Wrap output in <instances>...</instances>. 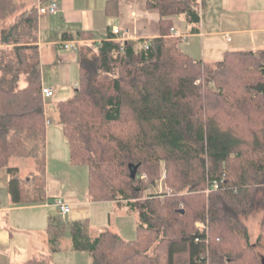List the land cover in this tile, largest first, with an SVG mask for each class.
<instances>
[{
	"label": "trees",
	"instance_id": "1",
	"mask_svg": "<svg viewBox=\"0 0 264 264\" xmlns=\"http://www.w3.org/2000/svg\"><path fill=\"white\" fill-rule=\"evenodd\" d=\"M145 1L158 11L159 35L146 47L110 37L89 42L79 52L75 91L55 104L70 162L87 166L88 198L136 211V233L125 239L104 228L91 237L85 219L73 220L71 247L87 251L91 264H261L255 247L264 248V213L254 243L243 218L264 211V49L194 58L169 30L178 15L199 22L197 0ZM115 7L106 0V12ZM15 8L0 0L2 25ZM36 9L19 10L9 30L1 29L0 168L13 204L45 198ZM13 156L31 157L37 172L23 179L8 164ZM162 175L164 190L151 191ZM212 182L218 187L206 191ZM63 230L52 216L51 251ZM16 264L49 259L34 255Z\"/></svg>",
	"mask_w": 264,
	"mask_h": 264
},
{
	"label": "crops",
	"instance_id": "2",
	"mask_svg": "<svg viewBox=\"0 0 264 264\" xmlns=\"http://www.w3.org/2000/svg\"><path fill=\"white\" fill-rule=\"evenodd\" d=\"M13 1L18 5V11L47 3ZM197 2L198 23H188L183 15L173 17L180 46L190 56L211 62L220 59L228 49H264V0ZM105 4L106 0H56L55 12L38 14L41 86L54 88L51 101L44 99L45 198L33 204H13L6 188L7 173L0 170V264L21 263L43 254L48 256L49 264H91L87 251L72 249L71 238H65L60 244L64 230L59 237L58 249L50 250L47 225L57 211L54 197L59 194L53 185H61L75 164L69 160L68 144L57 123L56 110L49 113L47 107L73 94L78 81L80 50L91 41L107 38L113 26L127 30L128 36L124 40L134 45L159 35L158 11L148 8L145 0H116L115 9L109 12H106ZM78 31L90 34V38L63 37L64 34L75 36ZM2 36L1 31L0 46L5 44ZM62 40H76L78 50L63 48ZM71 198L67 220H79L90 213L89 202L92 200L88 194L85 199ZM104 201L125 206L112 200Z\"/></svg>",
	"mask_w": 264,
	"mask_h": 264
},
{
	"label": "rangeland",
	"instance_id": "3",
	"mask_svg": "<svg viewBox=\"0 0 264 264\" xmlns=\"http://www.w3.org/2000/svg\"><path fill=\"white\" fill-rule=\"evenodd\" d=\"M16 8L13 13L9 14L5 19L3 25L0 23V32L1 29H8L13 22V16L18 11V5L15 4ZM50 13V12H46ZM45 14V13H43ZM146 40V39H144ZM86 47V46H85ZM78 77V71H77ZM77 80V79H76ZM23 80L20 83L23 84ZM214 87V86H213ZM52 97L47 98V101H51ZM55 105L48 106L47 109L50 112H53ZM9 165H17L19 172L18 174L24 179L30 176L32 173L37 172L34 166L33 159L31 157H16L13 156L9 160ZM3 170L4 168H1ZM87 166L85 164L79 163L75 164L72 170H68L67 178L62 182L61 185L57 187L55 191L59 194L57 197H54V200H59L61 202L69 204L73 199H85L87 198ZM161 184V186H160ZM160 191H159V186ZM164 190L163 185V175L158 179L155 187L151 188V191ZM49 201L52 202V197H49ZM90 213L83 217L88 224L89 235L91 237L95 236L99 231L107 227L112 231H117L125 239H132L136 233V221L137 214L136 211L127 208L126 206H116L110 201H90ZM57 211L54 213V217L58 218L64 226V233L61 235L63 238L60 244L64 242L65 238L70 240V231L69 224L71 220H67L66 213L62 214L59 209L56 207ZM82 211H85L83 209ZM264 211L254 210L246 217L243 218V222L246 225V228L249 233V242L254 243L255 239L259 233V221ZM255 251L260 258L261 264H264V248L255 247Z\"/></svg>",
	"mask_w": 264,
	"mask_h": 264
},
{
	"label": "built area",
	"instance_id": "4",
	"mask_svg": "<svg viewBox=\"0 0 264 264\" xmlns=\"http://www.w3.org/2000/svg\"><path fill=\"white\" fill-rule=\"evenodd\" d=\"M37 14H43L46 12L53 13L56 11V0H49L47 1L46 4L39 3L37 5ZM170 34L173 36H176L177 33L174 29V27H170ZM128 36L127 30H122L118 26H113L110 30V34L108 37L113 38V39H118V40H124ZM228 39V38H227ZM61 46L66 49H70L72 51H77L78 50V44L76 40H62L60 42ZM143 44L146 47L148 44V39L143 40ZM199 81V80H197ZM41 95L43 99L52 97L54 95V88L51 86H41ZM159 185H157L158 187ZM161 186V184H160ZM160 186H159V191H160ZM218 187V182H212L209 187H207L206 191L210 189H216ZM167 193H171V189H166ZM54 204L58 207L59 211L62 214H65L69 211V205L67 203L61 202L59 200H56ZM194 226L201 230L204 229L205 223L202 221H195Z\"/></svg>",
	"mask_w": 264,
	"mask_h": 264
},
{
	"label": "water",
	"instance_id": "5",
	"mask_svg": "<svg viewBox=\"0 0 264 264\" xmlns=\"http://www.w3.org/2000/svg\"><path fill=\"white\" fill-rule=\"evenodd\" d=\"M136 172V166L131 169V176H134Z\"/></svg>",
	"mask_w": 264,
	"mask_h": 264
}]
</instances>
